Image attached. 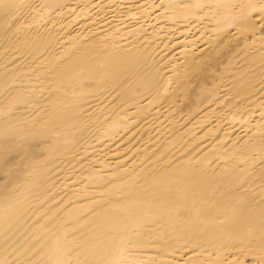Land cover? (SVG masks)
Returning a JSON list of instances; mask_svg holds the SVG:
<instances>
[{"label":"bare ground","instance_id":"bare-ground-1","mask_svg":"<svg viewBox=\"0 0 264 264\" xmlns=\"http://www.w3.org/2000/svg\"><path fill=\"white\" fill-rule=\"evenodd\" d=\"M17 2L19 21L0 16V133L47 135L0 170V258L49 264L61 246L65 262L260 264L264 25L253 13L255 35L240 32L215 7L247 0ZM174 71L183 91L166 84ZM113 205L124 223L146 218L130 251L99 226Z\"/></svg>","mask_w":264,"mask_h":264},{"label":"snow or ice","instance_id":"snow-or-ice-1","mask_svg":"<svg viewBox=\"0 0 264 264\" xmlns=\"http://www.w3.org/2000/svg\"><path fill=\"white\" fill-rule=\"evenodd\" d=\"M24 7L23 4L17 2V0H0V16L4 17L10 23H16L20 19V10ZM160 7H164L163 4ZM173 7V6H169ZM178 7L187 8H200L202 5L199 3L194 5H179ZM218 11L225 10L227 15L224 17L226 21V26L228 24H235L240 32H252L255 35L256 31V22L252 19V14H259V20L262 25H264V0H247L246 3L242 4H232V3H218L216 6ZM239 9L238 12H233L231 10ZM264 30V28H262ZM17 31H21L20 28ZM264 40V37L261 38ZM247 46V45H246ZM184 61L181 67L188 68L190 65V57L188 53H183ZM203 56V51L201 52ZM199 63L195 67H191L192 72L198 71ZM175 69V65H174ZM58 78L63 77V71L57 73ZM188 73L187 71H174L172 75H169L166 84L172 92L183 91V88L187 86L188 81ZM47 132L41 128H37L35 124H33V129L27 131L26 133L23 131H11L5 129L3 133H0V170L5 171V173L11 176L15 170L20 166V163L23 161L24 157H21V160L16 161L14 164L9 165V157L12 153H19L21 151L25 152L26 155V145L25 141L27 138H36L46 136ZM260 160L264 163V142L261 143L259 148ZM256 152L252 153L251 161H245L246 164H249V167L252 163L255 162ZM250 175L249 170L242 169L241 174L237 177V183L240 187L243 186L244 183L247 182L248 176ZM260 175L262 179L261 190L264 192V168L260 169ZM97 207H102V205H97ZM117 205H113L111 208H105L103 212L99 213V218L101 221L100 227L107 226L108 232L107 235H110L113 231H116L119 236V247L121 253L130 251L129 245H134L139 234L140 229L143 227L146 222L145 216H141L136 218L134 221L129 223H124L118 219ZM9 209L0 210V220L7 222L10 217L8 215ZM95 209H93L94 211ZM232 215H239L245 210V200L243 197L236 198L232 203V206L228 209ZM151 209L148 210L150 213ZM172 211H178L173 209ZM249 214L254 212L252 207H248L247 209ZM259 218L262 232H264V204H262L259 210ZM87 241H85V245H87ZM7 251V249H5ZM50 256L53 257L49 264H124V262H116V261H104L96 260V259H77L76 261H68L65 262L60 257L68 255V250L61 246H56L49 250ZM24 253L21 252L15 259H8L7 257L0 258V264H38L37 261H30V259L22 258ZM126 264H135L134 260L129 259ZM260 264H264V249H262V258Z\"/></svg>","mask_w":264,"mask_h":264}]
</instances>
